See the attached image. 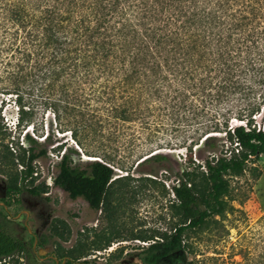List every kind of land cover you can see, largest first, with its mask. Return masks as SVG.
<instances>
[{"label": "trees", "instance_id": "trees-1", "mask_svg": "<svg viewBox=\"0 0 264 264\" xmlns=\"http://www.w3.org/2000/svg\"><path fill=\"white\" fill-rule=\"evenodd\" d=\"M1 24L0 91L14 95L21 122L22 98L31 91L58 122L74 115L99 131L114 124L177 135L167 147L151 144L135 162L159 163L164 174L175 176L170 191L176 222L169 233L132 237L147 242L137 246L141 264L183 256L185 232L227 211L228 177L264 154V126L250 123L259 103L254 85L264 87V0H17ZM231 120L245 122L233 127ZM6 130L0 127V164L15 169L8 173L7 193L42 195L23 183L32 182L33 163L45 157L49 143L25 132L29 146H17L15 154L3 142ZM172 146L185 152L175 167L165 164L169 157L162 153ZM101 152V160L74 164L65 148L53 185L95 212L104 210L110 223L116 193L123 199L147 186L164 189L148 176L115 174L125 162ZM117 238L95 247L105 249ZM17 254L37 261L22 239L0 227V263Z\"/></svg>", "mask_w": 264, "mask_h": 264}, {"label": "rangeland", "instance_id": "rangeland-1", "mask_svg": "<svg viewBox=\"0 0 264 264\" xmlns=\"http://www.w3.org/2000/svg\"><path fill=\"white\" fill-rule=\"evenodd\" d=\"M15 1L0 0V26L4 11ZM2 30L0 28V40ZM254 86L259 103L250 123L261 130L264 126V87ZM27 92L30 93L22 98L25 113L21 122L14 95L0 91V127L7 128L9 135L3 142L15 149V154L18 153L17 146H29L28 139L23 137L25 132L41 144L49 143L45 157L33 163L32 182H28L29 178L23 183L25 188H38L44 192L40 196H33L26 189L18 193L0 192V227L22 239L37 261L31 262L25 254H17L0 264H141L137 246H145L147 242L132 236L169 233L176 222L170 191L175 176L164 174L159 163L135 167V162L144 156L145 148L151 144L153 149L157 144L167 147L166 142H175L177 135L160 129L150 132L140 127L123 128L114 124L99 131L95 125L83 127L88 122L74 115L63 116L58 122L36 92ZM244 122L231 120L230 125H244ZM217 143L220 145L222 141ZM65 148L74 164L101 160L104 158L101 150L109 151L115 162H125L120 169L115 168V174L128 172L134 178L148 176L160 180L164 189L159 184L156 188L147 186L144 190L134 191L132 198L124 196L123 199L116 193L111 197L116 211L110 223L104 210L95 212L83 199H70L53 185L56 163ZM162 150L169 157L166 165L175 167L176 162L183 163L180 155L185 153L183 149ZM203 150L204 166L208 153ZM0 168L3 169L2 164ZM20 169V166L16 167L17 171ZM14 171V168L0 171V187L6 185L8 173ZM228 181L227 211L221 216L210 217L201 228L187 230L182 238L184 255L179 259L175 257L169 264H264V154L249 158L242 172L229 176ZM108 237L118 238L105 249L95 247L103 246V240ZM67 260L71 262L67 263Z\"/></svg>", "mask_w": 264, "mask_h": 264}, {"label": "flooded vegetation", "instance_id": "flooded-vegetation-1", "mask_svg": "<svg viewBox=\"0 0 264 264\" xmlns=\"http://www.w3.org/2000/svg\"><path fill=\"white\" fill-rule=\"evenodd\" d=\"M0 192H2V194H7V187H6V185H3L2 187H0Z\"/></svg>", "mask_w": 264, "mask_h": 264}, {"label": "bare ground", "instance_id": "bare-ground-1", "mask_svg": "<svg viewBox=\"0 0 264 264\" xmlns=\"http://www.w3.org/2000/svg\"><path fill=\"white\" fill-rule=\"evenodd\" d=\"M90 158L94 159L93 157H90Z\"/></svg>", "mask_w": 264, "mask_h": 264}]
</instances>
